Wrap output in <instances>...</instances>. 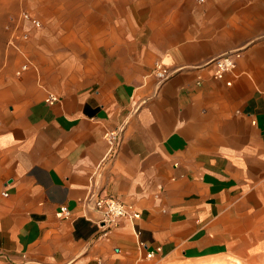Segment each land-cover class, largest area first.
<instances>
[{"label": "crops", "instance_id": "obj_1", "mask_svg": "<svg viewBox=\"0 0 264 264\" xmlns=\"http://www.w3.org/2000/svg\"><path fill=\"white\" fill-rule=\"evenodd\" d=\"M50 28L49 63L0 89V264L262 256L264 0H81ZM102 196L140 217L98 223Z\"/></svg>", "mask_w": 264, "mask_h": 264}, {"label": "rangeland", "instance_id": "obj_2", "mask_svg": "<svg viewBox=\"0 0 264 264\" xmlns=\"http://www.w3.org/2000/svg\"><path fill=\"white\" fill-rule=\"evenodd\" d=\"M80 5L81 0H0V89L3 82L26 71L37 75L39 58L49 63V43L53 34L50 18L57 13L64 19L66 12ZM26 14L40 19L41 27L25 19ZM24 66H27L25 70ZM209 264H264V254L253 260L229 258Z\"/></svg>", "mask_w": 264, "mask_h": 264}, {"label": "built area", "instance_id": "obj_3", "mask_svg": "<svg viewBox=\"0 0 264 264\" xmlns=\"http://www.w3.org/2000/svg\"><path fill=\"white\" fill-rule=\"evenodd\" d=\"M25 19L30 21L35 27H41V20L37 17L26 14ZM239 56L240 51L237 50L212 59L209 64L214 66V77L219 80L224 79L228 72L233 71L236 68V62ZM26 68L27 66H24L23 70ZM153 73L159 79V81H166L173 75L174 72L167 68L164 64L158 62L153 69ZM231 83V81H227L228 85H231ZM58 100L59 97L53 93H50L45 99L46 103L50 105L55 104ZM106 138L108 139L112 148L118 145L117 134L114 131H108L106 133ZM4 194L7 195L6 192ZM94 208L97 211H100L102 215L98 223H102L103 225L106 224L112 227L118 225L120 218H127L131 221H135L140 217V212L137 211L132 204L122 202L114 197L102 196L94 202ZM57 215L59 217L70 218L72 216V212L67 206L62 205L57 211ZM136 233L138 235L140 234L139 231ZM139 247L141 249L147 248L143 242L139 243ZM160 252L161 248H156V250L147 252L146 258L153 259L156 254ZM1 254L2 252L0 250V255Z\"/></svg>", "mask_w": 264, "mask_h": 264}]
</instances>
